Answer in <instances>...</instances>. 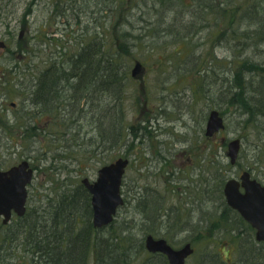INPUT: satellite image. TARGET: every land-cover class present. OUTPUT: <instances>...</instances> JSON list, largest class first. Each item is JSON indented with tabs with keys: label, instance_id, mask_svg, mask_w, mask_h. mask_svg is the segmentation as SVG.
Instances as JSON below:
<instances>
[{
	"label": "trees",
	"instance_id": "trees-1",
	"mask_svg": "<svg viewBox=\"0 0 264 264\" xmlns=\"http://www.w3.org/2000/svg\"><path fill=\"white\" fill-rule=\"evenodd\" d=\"M8 2L9 0H0V4L5 6ZM78 2L80 4H77ZM243 2L244 0H64L67 10H71L68 15L78 27L77 32L76 28H73L68 36V43L72 41V45L53 37L61 49L56 51V57L46 65V69L31 74L28 79L29 73H26V70L30 69L32 64L29 61L24 63L23 66L28 67L25 69L21 63H16L13 65L14 75L8 80V70H3L0 80L21 83L28 89L27 99L31 102V112L34 111L29 119L39 123L44 121L41 118L48 121V115L54 114V111L66 110L68 101L71 104H84V107L74 110L82 117L71 118V122L74 124L76 121L86 120V124L91 125L92 128L86 130L84 136L91 135L88 139L92 146L104 148L108 147L107 143L117 146L128 136L124 131V112L127 86L129 81L133 80L130 67L135 61L147 66L150 60L148 54L140 52L150 46L153 56L159 43L178 39L182 41L179 55L183 54L188 58L193 56L198 48V44H192L194 38H202L206 33L207 41L212 42L209 46L210 62L190 69L198 75L197 81L210 77V86L217 87L220 92L218 95H225L230 87L231 92L227 98L223 97L224 103L218 105L213 102L217 105L212 104V108L218 106L223 112L224 105L226 109L233 105L241 106L242 103L249 105V113L252 116L249 124L254 125L253 118L256 115L264 119V0H249L247 3L252 2L249 5ZM134 19L141 25L138 32H134L135 24H138ZM143 22L145 24H142ZM222 41L224 42L217 47L216 43ZM190 46L192 52L189 54ZM219 47H226L237 57L248 52L239 53L243 49L258 47L259 52L247 53L245 57L251 60L246 59V62L241 59L232 60L237 64H246L243 69L237 71L235 66L229 65L217 68L218 64L224 63L216 52ZM6 51H11L14 57L11 47L7 46ZM27 55L28 58L31 56L29 53H26ZM202 56L206 58L204 52ZM259 58L262 61H258ZM196 87L209 92L208 86L203 82L196 84ZM52 107L56 108L51 110ZM116 109L119 114L117 118L112 117ZM260 122L264 125V121ZM75 124L80 128L84 126L79 122ZM31 126L33 140L39 142L37 135L44 131V127L39 129L34 123ZM30 127L26 126L25 130ZM72 128L70 131L65 128L63 134L73 133L74 127ZM59 133L57 132L55 139L60 138ZM261 134L260 138H263L264 130H261ZM215 136L210 137V147L206 142V149L200 156L206 173L210 168V177L204 190L202 184L200 185L201 190L197 196L198 200L206 201L210 198L219 204L212 212L219 215L216 218L224 219L225 227H228L226 214L232 213L235 218L244 221L226 202L223 188L233 165L227 161L226 154L221 152L224 144L212 140ZM259 148V152L264 151L262 142ZM45 150L43 155L47 159L51 147ZM261 155L260 158L253 157L258 168L264 163ZM208 186L210 194L212 193L210 197L207 196ZM68 187L58 198L51 199L47 207L32 211L29 208L24 216L16 217L12 223L1 224L0 227L5 228V232L1 237L0 248L11 247L15 240H20L23 245L24 251L16 264H168L165 255L148 252L144 244L146 234L162 233L163 229L158 225L165 218L162 204L141 198L136 206L141 218L119 220L122 209L128 202L125 198V203L114 221L105 227L95 228L92 223L89 191L81 182ZM181 193L178 191V194ZM188 193L191 194L189 191ZM170 218L173 217L169 215ZM174 221H178V218ZM230 228V231L225 232L229 231L228 237L233 240L237 238V232L233 233V230H237L234 226ZM164 235L168 236V233ZM199 238L191 240L197 244ZM235 242L237 245L234 247H242L243 242L240 239H235ZM250 252L252 256L245 264H264V252L259 246H256V249L250 247ZM8 253L14 255L17 260V251ZM7 257V254L0 250V264ZM11 262L6 264H12ZM227 263L220 253L215 251L202 256L197 264Z\"/></svg>",
	"mask_w": 264,
	"mask_h": 264
},
{
	"label": "rangeland",
	"instance_id": "rangeland-1",
	"mask_svg": "<svg viewBox=\"0 0 264 264\" xmlns=\"http://www.w3.org/2000/svg\"><path fill=\"white\" fill-rule=\"evenodd\" d=\"M247 2L249 0H244L243 3ZM1 4L0 38L6 40L8 47L14 51L12 57L11 51L8 53L6 49L0 50V71L8 70L6 74L8 80L15 73L13 65L16 63H21L23 66L29 61L33 65L26 70V73H29L28 79L36 72V65L45 67L50 63L56 57V51L61 49V46L52 39L53 37L72 45V41L68 43V36L73 28H76L75 32H77L78 27L69 16L71 10L65 7L66 1L65 5L64 0H9L6 6ZM135 26L134 32L140 31L139 22ZM42 30L45 32L43 33ZM21 31H23L22 35ZM222 39H225L224 36ZM181 42L178 39L161 42L153 56L150 46H146L140 52L148 54L150 60L147 66L143 64L140 73L136 77L133 76V80L129 81L127 86L126 106L123 112L125 113L124 131L128 136L117 146H111L109 143H107L108 147L104 148L92 146L88 139L91 135L84 136L85 131L92 128L91 125L86 124V120L76 121L73 124L72 119L62 120L59 115L48 121L41 118L44 121L40 123L34 119L30 120L32 113L31 102L27 99L28 89L21 83L0 80V168L6 169L23 159H29L34 169V178L29 186L30 207L28 199V210L30 208L32 211L47 207L51 199L58 198L62 191L71 184L81 182L83 177L96 179L98 169L102 165L121 156L128 157L130 162L122 188L128 202L122 209L119 220L141 218V213L136 211L139 200L141 198L155 200L162 204L165 214V218L158 224L163 229L162 233L155 236L165 237L176 248L187 241L195 243L191 239L200 237L199 243L195 244L196 251L188 259L187 264H197L202 256L210 255L215 251L220 253L227 264H245L252 256L250 247L256 249V246H259L264 252V243L258 242L248 224L235 218L232 213L226 214L228 227H225L224 219L216 218L219 215L212 212L219 204L210 198L206 201L198 200L197 196L198 191L201 190L200 185L202 184L204 190L210 177V168L206 173L204 162L200 161V156L206 149V142L210 147V137L207 138L205 135L207 118L212 104H223L224 98H227L231 89L228 87L225 95H218L220 92L217 87L210 86V77L197 81L198 75L190 69L210 62L209 46L212 42L207 41L206 33L202 38H194L192 44H198V48L196 53L188 58L183 54L179 55L182 50ZM223 42L216 43L217 47ZM216 49L218 58L224 62L218 64L217 68L229 65L235 66L237 71L243 69L246 64H237L232 60L241 59L246 62V59H250L245 57L247 53L259 52L258 47L243 49L241 52L237 48L239 53L248 51L237 57L233 56L226 47ZM191 52L190 46L188 53ZM203 52L206 58L202 56ZM26 53L31 56L28 58ZM258 61L262 59L259 58ZM134 63L130 67L131 74ZM4 71L0 72V76H3ZM183 75L186 76L182 78ZM202 82L208 86L209 92L201 91L196 87V84ZM248 106L242 103L241 106L233 105L226 109L224 105L223 112L216 106L215 108H220L225 119V128L212 140L224 144L221 152L227 156V142L239 137L242 141L241 156L237 164L228 172L230 177H238L243 170L251 169L256 177L264 181V175L257 171V169L263 171L264 166L258 168L253 160V157L260 158L262 154L261 158L264 161V151L259 152L260 142L264 145V137L260 138L261 130H264V125L260 121L264 119L256 115L253 118L254 125L249 124L252 116ZM55 108L52 107L51 110ZM114 113L113 116L111 114L112 117H119L118 109ZM77 122L84 126L80 128L75 124ZM33 123L39 129L44 127V131L37 135L39 142L33 140L31 133ZM26 126L31 127L25 130ZM72 127H74L73 133L63 134L65 128L66 131H70ZM57 132H60L61 136L55 139ZM48 147H51V150L46 159L43 154ZM208 188L207 196L210 197L212 193L210 194L209 186ZM178 191L182 193L178 194ZM169 215L173 218L169 219ZM15 218L16 216L9 223ZM177 218L178 221H174ZM1 224H4L2 218H0V226ZM231 226L237 230H233V233L237 232L235 239L243 242L241 248L234 247L237 245L235 239L228 237ZM225 230L229 231L225 232ZM4 232L5 228L0 227V245ZM166 232L168 236L164 235ZM257 243L262 244L257 245ZM22 247L21 241L15 240L11 247L0 248L8 256L1 264L10 261L16 264L24 251ZM9 251H17V260L14 255L8 253Z\"/></svg>",
	"mask_w": 264,
	"mask_h": 264
},
{
	"label": "water",
	"instance_id": "water-1",
	"mask_svg": "<svg viewBox=\"0 0 264 264\" xmlns=\"http://www.w3.org/2000/svg\"><path fill=\"white\" fill-rule=\"evenodd\" d=\"M23 31H21V35ZM6 42L0 39V49ZM143 65L135 62L132 75L136 77ZM225 128V119L218 109H211L208 115L205 134L213 137ZM241 139L233 138L227 143V155L232 164L238 160L241 151ZM128 157H118L116 160L102 165L98 169L97 178L90 180L84 177L82 183L91 193L93 207V224L101 228L111 223L118 209L124 204L122 185ZM34 170L27 159L7 169H0V218L7 223L13 216L25 215L28 202V185L32 182ZM224 194L228 204L256 228V238L264 240V185L251 173L244 171L239 178L228 179L224 186ZM145 247L150 252H162L167 255L168 264H186L187 258L194 252L190 242L180 248L173 247L166 238L147 234Z\"/></svg>",
	"mask_w": 264,
	"mask_h": 264
},
{
	"label": "flooded vegetation",
	"instance_id": "flooded-vegetation-1",
	"mask_svg": "<svg viewBox=\"0 0 264 264\" xmlns=\"http://www.w3.org/2000/svg\"><path fill=\"white\" fill-rule=\"evenodd\" d=\"M33 66V65H32ZM35 66V65H34ZM47 68V66L45 65V67H43V66H39V65H36V72H40V71H42V70H44V69H46ZM3 71V70H2ZM15 105H16V103L15 102H13ZM73 104H71L69 101L67 102V106H68V108H66V110H64V111H61L60 113L58 112V110L57 111H54V114H55V116H54V114H52V113H50L49 115H48V117H49V119H54V117H57L58 115H59V117H62L63 119L64 118H69V119H71V118H73V119H80L82 116H80V114L78 113V112H75L74 110L77 108V109H80V108H82V106L84 107V104H76V102H72ZM64 109V108H63ZM70 109H72V110H70ZM32 114L34 113V111L33 112H31ZM262 166H264V165H262ZM264 169V168H263ZM251 170V169H250ZM253 171V170H252ZM257 171H259V173H261V174H263L264 175V170L263 171H261V169H257ZM251 172V171H250ZM251 174H252V178H256L258 181H260L263 185H264V181L262 180V179H260L259 177H256V175L253 173V172H251ZM250 225V224H249ZM251 226V225H250ZM252 227V226H251ZM252 229L254 230V228L252 227ZM196 243H193L192 244V246H193V248L195 249L196 248V245H195Z\"/></svg>",
	"mask_w": 264,
	"mask_h": 264
}]
</instances>
